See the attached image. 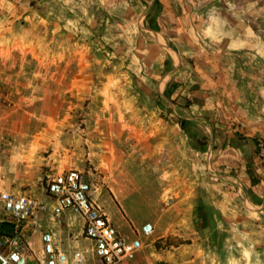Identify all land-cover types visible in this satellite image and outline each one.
Returning a JSON list of instances; mask_svg holds the SVG:
<instances>
[{"label":"rangeland","instance_id":"1","mask_svg":"<svg viewBox=\"0 0 264 264\" xmlns=\"http://www.w3.org/2000/svg\"><path fill=\"white\" fill-rule=\"evenodd\" d=\"M105 129L131 136L125 210L155 217L136 264H264V0H0V190L43 204L34 259L47 179Z\"/></svg>","mask_w":264,"mask_h":264},{"label":"built area","instance_id":"2","mask_svg":"<svg viewBox=\"0 0 264 264\" xmlns=\"http://www.w3.org/2000/svg\"><path fill=\"white\" fill-rule=\"evenodd\" d=\"M91 191L90 181L75 169L61 171L47 179L46 192L53 203L52 216L59 221L68 211L77 214L82 220V236L89 246L67 253L53 233L42 231L40 257L34 259L28 252L21 226L33 220L39 210L43 211V204L29 196L0 190V212L14 224L12 234L0 235V264H136L142 248L140 237L151 236L154 226L143 224L134 239L121 236L95 203Z\"/></svg>","mask_w":264,"mask_h":264},{"label":"crops","instance_id":"3","mask_svg":"<svg viewBox=\"0 0 264 264\" xmlns=\"http://www.w3.org/2000/svg\"><path fill=\"white\" fill-rule=\"evenodd\" d=\"M96 133L94 136L89 135L92 139L88 141L87 149L83 154V161L66 159L58 168L63 169L62 171L68 169L85 171L88 176H93L92 171L101 174V184L94 186L91 191L93 200L117 230L121 228L124 231L126 226H130L132 230H138L147 221H154L155 217L151 212L152 207H150V212L141 210L140 213L145 212L148 219L143 221L141 225L135 226L133 221L138 214L125 210V203L135 196V188L132 184L135 175H131L127 171L128 166L127 162L124 161L126 157H123L121 142L123 143L131 136L125 132H118L117 129L97 130ZM95 136H98V139H93ZM209 196L207 205H210L212 212L226 219L232 215L233 207L228 206V201L223 195L211 194ZM105 206L110 208V211L105 210ZM110 212L114 214V217H111ZM252 219L254 220V218ZM61 220L64 222L63 225L56 222L55 218H48L45 227L42 226L43 231L53 233L59 241L61 249L67 253L87 248L89 242L82 236L81 218L68 211L61 216ZM253 229H256L255 225Z\"/></svg>","mask_w":264,"mask_h":264}]
</instances>
